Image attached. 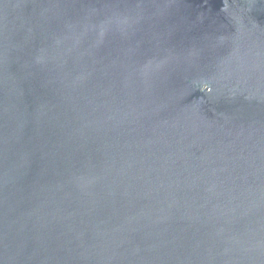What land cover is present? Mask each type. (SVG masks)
Masks as SVG:
<instances>
[{
  "label": "water",
  "instance_id": "1",
  "mask_svg": "<svg viewBox=\"0 0 264 264\" xmlns=\"http://www.w3.org/2000/svg\"><path fill=\"white\" fill-rule=\"evenodd\" d=\"M0 264H264V0H0Z\"/></svg>",
  "mask_w": 264,
  "mask_h": 264
}]
</instances>
